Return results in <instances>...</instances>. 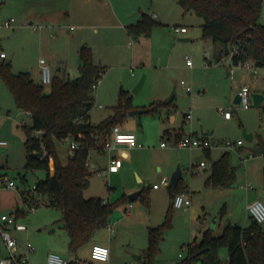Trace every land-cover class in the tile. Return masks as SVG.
Instances as JSON below:
<instances>
[{"label": "rangeland", "instance_id": "rangeland-1", "mask_svg": "<svg viewBox=\"0 0 264 264\" xmlns=\"http://www.w3.org/2000/svg\"><path fill=\"white\" fill-rule=\"evenodd\" d=\"M58 3L60 6H68V0H59ZM25 4H27L25 0H0V52H5L7 55L6 60L11 61L13 65L16 57L22 56L25 52L28 54L31 63H35L33 65H36V68L40 66V59L45 58L54 74L57 71L56 66L58 64L57 61L51 59V53H57V59L60 56H70L77 48L73 36L80 34L87 35L90 44H97V42L100 44L98 47L99 57L108 56V61L104 63L106 65L105 72L94 93L95 101L91 111L93 122H98L102 116L112 113L113 107L118 103L121 88L128 90L132 86L129 79L133 76L131 74V68L133 67L136 74L142 71L144 72L142 76L146 75L145 84L139 92H133L137 84L129 89L133 96L132 104L134 106H136V103L145 101L149 104L148 93L153 95V92L165 83L173 84L168 95L163 97L161 101L156 102L166 103L162 104L158 111L133 117L137 119L136 132L145 136L146 140L141 143L143 147L155 151L162 141L168 142V137L163 138L162 134L159 133V121L162 119L168 120V109L174 113L178 112L181 118H183V113L191 112L193 115L192 121L198 123V133H202L201 124H204L203 128L205 129L206 124L210 125L211 129H215L211 140L224 145L223 147H225V141L227 140L233 142L243 141L242 145L233 149L223 148L224 151L229 152L230 160L236 167L235 183L230 187L209 185L203 173V168L194 164V158L186 164L187 166L182 170L184 171L182 181L184 185L186 184L194 190L192 205L187 210L186 208L177 209L173 206L174 213L171 225L165 229L160 251L154 258L153 264H180L188 255L189 242L195 236L199 241L201 231L207 227H211L214 234L218 235L229 222L239 225L250 223L251 214L248 205L257 199L264 202V153L257 154L255 151L258 146L264 145V111L261 107H255L253 104L249 109H244L241 105L234 104L233 99L235 97L230 100L223 97L224 94L217 97L211 93L209 95L213 96L209 98L206 95L200 96L205 93V88L197 87L196 83L212 85L210 90L214 88L216 70H211V67H216L217 64L214 62L210 65L206 57L212 60L213 54L218 51V47L214 46L210 40L202 38V18L193 12L184 14V9L178 2H174L173 5L167 6L171 14L169 24L156 25L150 36H140L138 42L130 38L132 43H126L120 38V30L107 26L111 24L107 19L87 21L94 25L84 28L81 18L71 16L69 20L68 18L63 19L65 21H63L60 28L57 27L53 30L56 35L55 38L50 37V31L48 30L46 38L43 39L45 46L42 49L39 43L43 31H35L33 25H30L22 10ZM145 12L153 15L154 9L150 7ZM10 19H14V22L7 27L5 23ZM156 20L160 22V19ZM260 22L264 24V3ZM177 24H186L189 30L188 33L178 35L174 31ZM32 37L40 48L33 45ZM181 38H189V40H181ZM27 43L30 44L29 47L26 46ZM50 43H52V46ZM54 43L55 45H53ZM139 43L140 46L136 47ZM36 51H41L42 54ZM187 56L190 57L193 67L187 64ZM79 59L80 55L77 57V66H79ZM225 59L221 63L222 68L219 72V78L223 82L231 84L233 79L236 78V74H234V78L228 74L231 71V58L228 56ZM97 62L99 63V61ZM17 68L13 66L14 71H18ZM77 75L78 71H72L69 68L67 72L62 73L61 78L68 80ZM183 80L194 86L193 93L186 91V86L182 83ZM0 83V139L8 141V146L0 147V215L3 212L17 215V221L24 224L26 229L18 231L12 229V234L19 238L23 249L27 244L35 246L36 250L29 254L31 262L34 264H47V253L50 250L46 249L49 246L48 241L52 240V243L56 245L66 244L61 233L67 235V232L66 230H59L62 224V211L46 206L43 199H41L38 207L32 209L29 208L30 204H23L21 192L33 189L38 180L46 177L47 171L44 169L30 170L26 173L27 182L22 181L19 173L24 172L26 164V128L23 124L31 125L32 120L29 114L17 107L13 94L1 76ZM176 84H178L177 87ZM46 88L49 91V85ZM214 91H216V94L219 93V90ZM172 96V101H167ZM100 104L103 105V108H100ZM227 107H231L233 112L231 120H227L221 111L222 108ZM236 107H238L237 110ZM197 108L201 109L200 112H203V115L197 114ZM183 124L185 131L190 132L189 122ZM248 134L253 135L252 140L246 137ZM69 145L70 140L57 141L56 144L57 151L64 161L67 158L65 149H69ZM214 149L215 152L218 151L216 148ZM96 156H98V151L93 149L91 158L94 159ZM243 157L247 158V161L244 162ZM246 173L248 174L247 180H250L253 186L250 190L245 187ZM9 180L15 181L16 186L14 188L7 187ZM109 182V175L101 177L92 172L90 186L85 191V196H99L101 192H106L104 194L108 197V184L112 187L116 186L119 190L123 185L122 178L117 179L114 186L112 181ZM143 184L150 197V206L141 198L132 203L142 207L145 210L144 215L148 218L141 225L134 226V224L129 223L121 231L114 227L115 234L111 237L109 236V223L105 227L97 229L90 239L104 242L111 238L113 243L116 241V247H113L111 257L112 260H117V264H147L145 250H143L148 246L147 226L150 225L151 218L152 223L156 226L162 224L165 220L166 211L164 214L155 216L157 206L152 202L150 187L147 186L148 183ZM167 187L164 188L167 190ZM111 193H113V189L110 191V195ZM118 200L115 199L111 203L118 202ZM14 205L21 207L25 214L16 213L15 208H13ZM202 206L205 207L204 210ZM121 207L122 203H119L110 217L117 215L116 213ZM224 207L225 213H222ZM261 225L264 227V222ZM0 243L4 248V242L0 240ZM77 253L79 259L83 262L92 260L88 242L81 246ZM60 254L69 258L73 253L69 252L68 247V253ZM228 254L229 249L227 247L220 250L219 256L222 262L227 261ZM137 256H141V258L137 259Z\"/></svg>", "mask_w": 264, "mask_h": 264}, {"label": "trees", "instance_id": "trees-1", "mask_svg": "<svg viewBox=\"0 0 264 264\" xmlns=\"http://www.w3.org/2000/svg\"><path fill=\"white\" fill-rule=\"evenodd\" d=\"M185 12H193L202 18V38L210 40L218 47L217 62L231 56L232 64L239 65L252 59L264 67V24L260 22L264 0H177ZM162 24L152 15L144 13L136 23L126 26L129 35L135 38L150 36L156 25ZM82 65L80 75L63 80L54 76L49 91L46 85L36 83L29 72L15 73L11 61L0 59V76L13 94L17 107L30 114L31 125L26 128V164L19 173L27 182V172L44 169L45 178L38 180L33 189L21 192L23 204L34 202L62 211V228L70 237L69 248L73 252L85 245L96 230L108 224L110 216L119 203L127 202L125 195L118 202L111 203L100 196L86 197L92 171L87 164L90 152L102 148L105 139L114 126L123 122L134 109L133 96L129 90L121 88L114 113L95 125L91 122L94 106V85L102 78L105 69L94 63L89 46L80 51ZM206 60H208L206 58ZM210 63V61L208 60ZM166 103H153L149 112H156ZM41 132V136H38ZM169 130H165V135ZM182 136L177 135L176 140ZM71 138L81 145L66 163L58 151L57 141ZM44 150V155L38 153ZM259 153V152H257ZM52 160L54 163L52 164ZM212 173L207 179L209 185L230 187L235 183L236 167L232 164L229 152L212 163ZM187 186H170L172 198L186 192ZM148 206L150 197L144 188L140 195ZM18 214H25L19 210ZM174 209L170 205L162 224L149 227L148 246L145 249L147 264H153L160 251L167 226L171 225ZM225 213V207L222 209ZM229 249L225 264H264V227L250 216V223L239 225L227 223L222 232L214 234L211 227L188 244V255L180 264H224L220 250ZM1 254V248H0ZM69 264H77L72 260Z\"/></svg>", "mask_w": 264, "mask_h": 264}, {"label": "crops", "instance_id": "crops-1", "mask_svg": "<svg viewBox=\"0 0 264 264\" xmlns=\"http://www.w3.org/2000/svg\"><path fill=\"white\" fill-rule=\"evenodd\" d=\"M25 1L27 4H25V6L22 7V10L24 11V14L27 16V20L29 21L30 25H33V29L35 31L37 30L43 31L40 37L41 40L39 43V46L42 49H44V46H45V42H43V39L46 38L48 30L50 31V37L52 36V38H55L56 35L54 34L53 30L57 27L60 28L61 25H63L62 24L63 21H65L63 19L68 18L69 20L71 19V16H74V17L77 16L81 18V21L83 22L82 25L84 28L92 27L94 25V24H90L87 21H97V20L107 19V21H110L111 23V24H108L107 26H112L113 29L120 30V33H119L120 38L124 42L132 43V41H130V38L131 40H135V42H138L139 41L138 37L135 38L134 36H131L128 34L126 26L132 23H136L139 19H141L144 13H147L145 11L146 9H150V7L151 9H154V14L152 16L155 20L160 19V23L169 24L168 21L171 18V14L168 11L167 6L170 4L173 5L174 2H178L176 0H68V6L64 7L62 5L60 6V4L58 3L59 0H25ZM172 9H173V12H175L174 8ZM187 13L188 12L184 11V14H187ZM176 26H186L187 27L186 24H177ZM185 34H181V35H185ZM32 39H33V45L40 48L39 46H37L35 39L33 37ZM73 39L76 41L77 48H76V51H73L70 56L68 57L60 56V58L57 59L56 57L57 53H54V52L51 53V59H53L54 61H57V64H58L56 66L57 71L56 73L53 74V76H58L61 78L62 73L67 72L69 68L72 69V71H78L77 76H79L80 75V63H79V66H77L76 61H77L78 55H80L82 46H85V45L89 46L92 49L94 63L97 66L100 65L99 67L102 66V68L105 69L106 65L104 63L108 61V56H104V57L98 56V51H99L98 47L100 46L98 42L97 44H90V40H88V37L85 34H80L77 36L74 35ZM50 45L52 46V43H50ZM53 45H55V43ZM26 46L29 47L30 44L27 43ZM137 46H140V43L137 44L136 47ZM36 52L39 54H42L41 51H36ZM216 54L217 52L213 54L212 60H209V58L206 57L210 61V63L208 62L210 65H212L214 62L217 64L216 67H211L212 68L211 70H216L215 71L216 82L214 83V86H213L214 88L210 90L212 85L211 86L200 85L196 83L197 87L205 88L204 90L205 93L200 96L206 95L209 98V97H212L213 95L220 97V95L224 94L223 97H226L232 100V98L235 97L237 93H239L241 87L245 84L250 86L252 92L255 91V92H260L264 94V84H263L264 67L258 66L252 59H249L247 61L248 65H245V64L233 65L232 60H230L231 71L228 72V74L231 75L233 78H234V74H236V78L233 79L231 84H227L223 82L221 78H219L220 77L219 72L222 68L221 63L224 61L225 58L222 61L217 62ZM229 57L231 58V56ZM4 59L6 60L7 57ZM97 61H99V63ZM33 64L35 63H31V61L29 60L28 54L24 52L22 56L16 57V59L14 60V65L12 63V68L13 66L18 67L17 68L18 71L13 70L15 73L22 72V71L29 72L32 79L36 83H41L40 66L36 68V65H33ZM39 64H40V61H39ZM143 73L144 72L140 71V72H137L136 74L134 71V68H133V71L131 70V74L133 75L129 79V83L132 84L131 87H135V85L140 81V78L142 77ZM0 86H1V83H0ZM177 86L178 84H176V87ZM131 87L129 89H131ZM172 87H173V84L169 85L168 83H165V85L163 86L161 85L156 91L153 92V95L151 93L152 96L149 95L148 93V97L150 100L149 104H147L146 101L142 103H136V106L133 105L134 109H145L149 105H152L153 103L161 101L163 97L168 95ZM214 90H219V93L216 94V91ZM193 91H194V88H193ZM193 91L189 93H193ZM211 93L213 95H209ZM172 99L170 101H172ZM234 99H233V102H234ZM100 108H103V107H100ZM228 108H231V107H227L226 109ZM222 109H225V108H222ZM237 109L238 107H236V110ZM200 111L201 109L197 108V114L203 115V112H200ZM113 113H114V107H113L112 113L106 116H102V118H100L98 122H93L92 117H91V122L92 124L97 125L103 120L113 115ZM186 113H183V118H181L178 112L174 113V112H171L170 109H168V116H167L168 120L162 119L161 121H159V133L162 134L163 138L167 136L169 143H172L174 140H176L177 135L184 136L189 133L203 135L202 133H198V123L196 122L194 123V121L192 120L190 122L186 120ZM135 116L128 115V117L123 122L119 123L118 125L123 131L135 133L137 135L140 146L128 147L126 145H120L111 150H104V148L102 147V148L96 149L98 151V156H96L94 159L91 158V152H92L91 150L90 156H89V161H90L89 168L92 172L96 173L98 176L102 177V176L109 175V181L110 182L112 181L113 186L116 183L117 179L122 178L123 185L121 186L122 188L120 187V190L117 189L116 186L112 187L110 184H108V189H109L108 195L109 196L107 197L106 194H104L106 192H101V195H99L100 197L104 198L108 202H112L115 199H121L125 195L128 198L129 194L136 192V191H141V194H142V190L145 187L143 183H148L147 186L150 187V194L152 196V202L154 205L157 206V209L155 211L156 212L155 216L157 215L159 216L160 214H164L165 211L167 212L170 205H172L173 198L170 193V186L172 185H170V181H171L172 175L174 174L178 166H180L183 170L187 166L186 164L190 162V159L194 158L195 159L194 164H196L199 167V162L203 159H206L207 163L208 162L209 163L208 165L202 168H203V173L205 174V178L208 179L212 173V168H211L212 163L220 159L221 156L225 152H228V151H224V149H226L225 147H223L224 145L211 140V137L213 138V135L215 133V129L214 128L211 129L210 128L211 126L207 124H206V129L203 128L204 124H201V127H202V130L204 129L203 131L210 132V134L207 135L206 137L209 138L213 146L209 149H193L194 150L193 151L191 149L188 150V149H183V148L162 147L161 145L155 151L154 149H151V148H145L141 144L143 141L146 140L145 136L141 134L139 135L138 132H136L135 126H136L137 119L133 118ZM232 118L233 116L230 119H227V118L226 119L231 120ZM192 119H193V115H192ZM188 122L191 126L190 132H186L184 129L183 123H188ZM167 129L169 130V133L165 135L164 133H165V130ZM214 148H216V150L218 151L215 152ZM65 151L67 155V158L65 161L61 158L60 153H58L63 163H66L69 157L71 156L69 155L70 154L69 149L66 148ZM260 153H264V152H259V154ZM116 161H119L120 164L116 167V169L109 171L110 166H113ZM99 171H106V173L104 175H100ZM183 178H184V171L182 172V177L180 178L178 184L180 183L184 185L182 181ZM247 178H248V174L246 173L245 187L247 188V190H250L251 188H253V186H252L251 181L247 180ZM165 180L168 181V184L165 183ZM157 182L159 183V186L154 187L155 184H158ZM165 186H168L167 190L164 188ZM184 186H187V192H189L192 198H194V195H193L194 190L186 184ZM7 187H8V183H7ZM112 189H113V193H111L110 195V191ZM140 195L138 199L140 198ZM93 196H96V195H93ZM90 197H92V195ZM198 199L200 200L199 197ZM130 203L132 202H130L129 199L127 202H123L122 207L118 209L116 213L117 215L110 217L108 224L110 223V226H112V228L114 229L113 234L109 231L110 237L115 234L114 227H116L118 231H121L124 229V226H128L129 223L134 224V226L138 224L141 225V223H143L144 220L148 218L144 215L145 210L142 207H138V205H135L133 203H132V206L130 207L129 206ZM13 208H15L16 213L21 209V207H18L16 205H14ZM202 208L203 210L205 209L204 206H202ZM2 214H5V212H3ZM62 216L63 214L61 213V219H62ZM186 220H188V218H186ZM244 225H247V223ZM155 226L156 225L152 223V218H151L150 225L147 226V228L149 229V227H155ZM59 228H60L59 230H65L64 228H62V225ZM205 229L201 231V234ZM61 235L62 237H64V243L66 241V244L56 245L52 243V240H49L48 241L49 246L46 248V249H50L49 252L54 251L58 253H68L70 237L68 233L67 235H63L61 233ZM195 238H197V236H195L192 240H194ZM0 240H2L1 237H0ZM18 241H19V238H18ZM104 242L92 241V240L88 241L89 246H90V257H91L92 249L96 244L104 245L110 248V264H117V260H112V257H111V252L113 250V247H116V241L115 243H113L112 239L110 238L108 241H104ZM0 248H1L0 256L5 255L7 253L5 244L3 248L0 243ZM146 248H143V250H145ZM19 250L20 252H23V253L27 251L26 247L25 249H23L21 244H20ZM70 251L71 250L69 248V252ZM71 253L73 254L69 256V258L67 259L71 261L79 259V255L77 252L71 251ZM138 257L139 259L141 258V256H138ZM228 257H229V254H228Z\"/></svg>", "mask_w": 264, "mask_h": 264}, {"label": "built area", "instance_id": "built-area-1", "mask_svg": "<svg viewBox=\"0 0 264 264\" xmlns=\"http://www.w3.org/2000/svg\"><path fill=\"white\" fill-rule=\"evenodd\" d=\"M14 22V19L7 20L5 25L7 27L11 26ZM174 31L178 34H185L188 32V27L186 26H175ZM7 55L5 52H0V58L4 59ZM187 58V64L190 67H193V63L190 57ZM248 65V63H244ZM133 71V67L131 68ZM40 73H41V83L44 85H51L53 80V72L45 58L40 59ZM101 80V79H100ZM100 80L94 85V89L96 91ZM182 83L186 86L188 92L193 91V86L188 84L186 81H182ZM252 90L249 85L245 84L241 87L239 94L241 97V102L238 105H241L244 109H249L252 105V98H251ZM100 107H103L100 105ZM225 118L230 119L233 116V112L231 108L228 109H221ZM30 115V114H29ZM186 120H192V113H186ZM38 136H41V132H38ZM65 140H70L69 145V153L73 155L76 149L80 147V143L71 139L67 138ZM243 141L238 140L237 142H233L231 140L225 141V147L227 149H233L236 146L242 145ZM120 145H126L128 147H136L140 146L138 142L137 135L133 132H126L123 131L119 125L113 127L111 134L105 139L103 148L104 150H111ZM8 146V141L0 139V147ZM162 147H170V148H188V149H209L211 148L212 142L209 140L208 137L203 135H197L194 133H189L182 136L178 140H174L172 143L167 141H163L161 143ZM254 155V154H253ZM252 156V154H251ZM243 161H247V158L243 157ZM90 165V161L88 159L87 162ZM120 164L119 161H116L113 166H110V170L116 169V167ZM207 165V160L203 159L199 162V167H205ZM106 171H99L100 175H104ZM165 183L168 184V181L165 180ZM16 183L14 180L8 181V187L14 188ZM159 184H155L154 187H158ZM35 187V186H34ZM34 202H32V206L29 208H35ZM192 205V196L189 192H182L177 194L173 198V206L174 208L181 209V208H189ZM132 206V203L129 205ZM248 209L252 218L257 221L258 223L262 224L264 222V202L260 199L255 200L254 202L248 205ZM12 229L16 230H24L26 226L22 223L17 221V215L13 214H1L0 215V237L5 244L7 249V253L3 256H0V264H34L31 262L29 258V254L35 251V247L31 244H27L25 253L20 252V243L18 238L12 234ZM109 231L113 234L114 229L112 226L109 225ZM92 260H86L83 262L81 259H76L77 264H110V248L104 245L96 244L91 253ZM71 260L65 258L58 252L51 251L47 255V264H69ZM225 264V262H224Z\"/></svg>", "mask_w": 264, "mask_h": 264}, {"label": "water", "instance_id": "water-1", "mask_svg": "<svg viewBox=\"0 0 264 264\" xmlns=\"http://www.w3.org/2000/svg\"><path fill=\"white\" fill-rule=\"evenodd\" d=\"M181 40H188V38H181ZM79 60H80L79 61L80 65H82L83 62H82L81 56H80V59ZM145 80H146V75H143L141 77L140 81L137 83L136 87L134 88V90H133L134 93H137L143 87V85L145 83ZM172 98H173V96L170 97L169 99H167V101H170ZM251 98H252V104H253V106H255V107H261L263 109V111H264V103H263V101H264V94L263 93H260V92L253 91L251 93ZM240 102H241V97H240V94L237 93V95L235 96V99H234V103L235 104H239ZM148 111H149L148 108H145V109H133V110H131L128 113V115L129 116H135V115H140V114L146 113ZM202 134L204 136H207V135L210 134V132L209 131H203L202 130ZM246 137L248 139H250V140L253 139V135H251V134L246 135ZM256 151L257 152H264V145L258 146L256 148ZM38 154L40 156H43L44 155V150L40 151ZM200 158H202V157H200ZM182 172L183 171H182L181 167L179 166L177 168V170L174 172V174L172 175V178H171V181H170V185L176 186L178 184L180 178L182 177ZM140 194H141V191H136V192H133V193L129 194L128 195L129 201L130 202L135 201L136 199H138V197H139ZM137 259H139L138 256H137Z\"/></svg>", "mask_w": 264, "mask_h": 264}]
</instances>
